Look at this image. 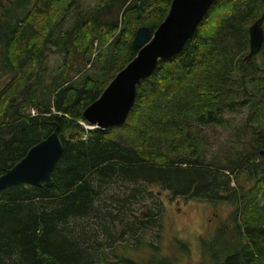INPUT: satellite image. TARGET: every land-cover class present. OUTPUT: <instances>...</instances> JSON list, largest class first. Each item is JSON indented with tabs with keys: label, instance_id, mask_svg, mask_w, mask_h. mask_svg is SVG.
Returning a JSON list of instances; mask_svg holds the SVG:
<instances>
[{
	"label": "trees",
	"instance_id": "obj_1",
	"mask_svg": "<svg viewBox=\"0 0 264 264\" xmlns=\"http://www.w3.org/2000/svg\"><path fill=\"white\" fill-rule=\"evenodd\" d=\"M171 3L0 0V173L55 126L63 143L51 185L0 189V264H173L161 252L165 210L153 184L234 205L202 241V264H264V43L245 59L262 0H215L183 49L137 85L122 124L84 126L83 108L136 53L135 29L154 31ZM50 52L63 57L46 81ZM248 103L252 139L241 131L240 153L204 163L201 128L231 125L226 113ZM243 170L250 189L232 184ZM142 245L150 249L141 260L117 251Z\"/></svg>",
	"mask_w": 264,
	"mask_h": 264
},
{
	"label": "water",
	"instance_id": "obj_2",
	"mask_svg": "<svg viewBox=\"0 0 264 264\" xmlns=\"http://www.w3.org/2000/svg\"><path fill=\"white\" fill-rule=\"evenodd\" d=\"M214 1L172 0L167 15L154 31L148 25L137 27L131 39L136 53L112 76L99 95L83 108L82 117L89 123L85 126L107 128L122 124L135 101L137 85L156 69L161 59L183 49ZM263 23L264 12L249 27L250 50L246 60H250L263 46ZM62 148L63 143L55 126L0 173V189L22 182L51 185L52 171Z\"/></svg>",
	"mask_w": 264,
	"mask_h": 264
},
{
	"label": "rangeland",
	"instance_id": "obj_3",
	"mask_svg": "<svg viewBox=\"0 0 264 264\" xmlns=\"http://www.w3.org/2000/svg\"><path fill=\"white\" fill-rule=\"evenodd\" d=\"M85 1L87 2V0ZM62 57V53L50 52L46 55L44 62L45 68L41 71L46 81L50 79V69L56 67ZM260 59L262 60V55L258 56V60ZM71 62H74V59H71ZM88 66V64L85 65V68ZM72 74L76 77L80 73L72 71ZM249 87L253 88V84L249 83ZM31 108L33 107H29L27 110L30 111ZM33 111L35 112V110ZM253 111L254 106L248 103L238 111L226 113L225 116L232 118L231 125L209 124L203 128L200 127L201 133H205L209 139V143H206L204 146V152L200 153L205 159L204 163L207 165L215 163L213 158L217 157L218 154H220L221 158L224 160L228 153L227 151H232V154L235 152L240 153L242 142L252 139L253 136V117L255 114ZM86 124L89 125L88 122H86ZM241 131L246 134L248 139H245ZM221 151L224 152L221 154ZM261 152H264V150H261ZM263 166L264 163L262 162L260 164V169H262ZM232 176L234 177L232 184L235 188H241L242 185H246L244 189H250L254 186V179L250 180L248 173L244 170L237 171V173H233ZM151 188L160 195L165 210L164 236L159 241L161 252L170 254L174 261L173 264H202V241L205 238H210L219 226H221L225 220H228L229 212L234 208V205L229 202L212 203L201 197H173L168 190L162 189L160 184H153ZM260 195L261 189L258 191L257 196ZM178 240L187 243L189 250L178 248L176 246L177 242H179ZM110 249L111 247L108 246L106 251L110 252ZM141 249L142 251L135 252L129 251V248L119 247L117 251L121 253L124 252L126 255H130L136 260H141L150 248L146 245H142Z\"/></svg>",
	"mask_w": 264,
	"mask_h": 264
},
{
	"label": "built area",
	"instance_id": "obj_4",
	"mask_svg": "<svg viewBox=\"0 0 264 264\" xmlns=\"http://www.w3.org/2000/svg\"><path fill=\"white\" fill-rule=\"evenodd\" d=\"M31 111L34 112L33 109Z\"/></svg>",
	"mask_w": 264,
	"mask_h": 264
}]
</instances>
